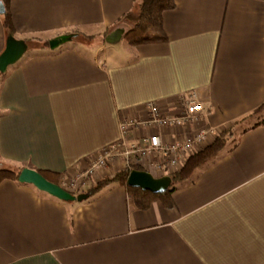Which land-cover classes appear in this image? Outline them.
<instances>
[{
    "label": "crops",
    "instance_id": "0c3cea01",
    "mask_svg": "<svg viewBox=\"0 0 264 264\" xmlns=\"http://www.w3.org/2000/svg\"><path fill=\"white\" fill-rule=\"evenodd\" d=\"M174 2L162 39L131 46L137 0H10L14 38L37 44L0 74V166L59 181L119 141L122 118L151 103L176 115L189 92L198 126L232 137L167 205L138 208L117 184L68 203L2 180L0 264H264V0ZM7 37L0 14V54Z\"/></svg>",
    "mask_w": 264,
    "mask_h": 264
},
{
    "label": "built area",
    "instance_id": "2783aa9c",
    "mask_svg": "<svg viewBox=\"0 0 264 264\" xmlns=\"http://www.w3.org/2000/svg\"><path fill=\"white\" fill-rule=\"evenodd\" d=\"M175 105L176 115H167L151 103L145 119L122 118L119 141L91 156L85 166L60 175L58 186L72 194L125 170L146 172L155 179L179 173L189 158L209 146V137H218L219 132L198 126L203 107L194 92L176 98ZM141 126L155 131L132 137Z\"/></svg>",
    "mask_w": 264,
    "mask_h": 264
},
{
    "label": "trees",
    "instance_id": "16d2710c",
    "mask_svg": "<svg viewBox=\"0 0 264 264\" xmlns=\"http://www.w3.org/2000/svg\"><path fill=\"white\" fill-rule=\"evenodd\" d=\"M2 5L4 7V13L2 14L3 26L8 35H12L14 37V30L9 12L10 0H2ZM137 6V13L131 18L132 26L124 34L123 38L131 46L150 43L157 37L162 39L163 13L172 10L175 7L174 0H137ZM75 35L78 36L77 34ZM84 38L88 40L92 39L90 36H84ZM25 42L28 44L30 41L25 40ZM42 47L49 48L48 41L43 42ZM261 108L262 106L253 111L250 116H256L260 112ZM263 122L264 121H262V123ZM231 137L232 132H223L216 138L213 144H211L202 152L189 158L179 173L169 177L171 181L170 187L162 194H152L147 191H142L140 189L127 186V178L131 172L129 170L118 172L112 178L101 180L92 188L82 193L91 197L98 194L106 187L112 184H117L123 186L126 189L130 202L138 208H147L150 204L151 197L158 198L163 204L167 205L170 203L169 197L174 189V186L187 180L196 167L215 156ZM19 173L20 171H13L7 168L0 169V182L4 179H10L18 182ZM39 173L49 182L58 185L56 179L51 180L46 176V173ZM57 178L59 177L57 176Z\"/></svg>",
    "mask_w": 264,
    "mask_h": 264
},
{
    "label": "water",
    "instance_id": "95a60500",
    "mask_svg": "<svg viewBox=\"0 0 264 264\" xmlns=\"http://www.w3.org/2000/svg\"><path fill=\"white\" fill-rule=\"evenodd\" d=\"M2 3L0 4V14L4 13ZM75 34L61 35L48 41L49 49L55 50L63 44L75 38ZM28 45L23 40L15 39L12 35H8L5 41V47L0 54V73H5L6 69L14 65L26 52ZM18 182L29 184L35 187L38 191L48 194L63 202H82L89 196L81 193L73 195L56 184L46 180L38 171L24 168L20 171ZM171 181L168 177L155 179L148 173L132 170L127 178V186L137 188L142 191H147L152 194H162L170 187Z\"/></svg>",
    "mask_w": 264,
    "mask_h": 264
},
{
    "label": "rangeland",
    "instance_id": "374dc122",
    "mask_svg": "<svg viewBox=\"0 0 264 264\" xmlns=\"http://www.w3.org/2000/svg\"><path fill=\"white\" fill-rule=\"evenodd\" d=\"M137 10H138V8H137ZM136 15V14H135ZM30 45H33V46H36V44L37 43H35V44H31V42H28ZM28 45V44H27ZM29 49H30V47H29ZM28 49V50H29ZM28 53V51L25 53V54H27ZM258 115V114H257ZM219 136V135H218ZM210 146V145H209ZM208 146V147H209ZM206 149V148H205ZM0 169H5V167L4 166H0ZM106 179H108V178H106ZM60 180V179H59ZM57 182H58V185L60 184V181H58L57 180ZM83 192V187H81V188H79L78 190H73V195H78V194H81Z\"/></svg>",
    "mask_w": 264,
    "mask_h": 264
}]
</instances>
